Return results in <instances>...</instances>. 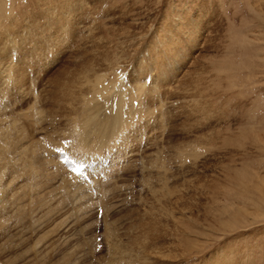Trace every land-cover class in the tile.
<instances>
[{"label": "rangeland", "instance_id": "1", "mask_svg": "<svg viewBox=\"0 0 264 264\" xmlns=\"http://www.w3.org/2000/svg\"><path fill=\"white\" fill-rule=\"evenodd\" d=\"M1 47L0 264H264V0H0Z\"/></svg>", "mask_w": 264, "mask_h": 264}, {"label": "bare ground", "instance_id": "2", "mask_svg": "<svg viewBox=\"0 0 264 264\" xmlns=\"http://www.w3.org/2000/svg\"><path fill=\"white\" fill-rule=\"evenodd\" d=\"M41 16L38 18V19H35V21L33 22V20H32V22H31V26H30V24H29V26H28V29L29 30H33L34 32H36L35 31V28H37V29H39L40 28V32L38 33V32H36V37H38V43H35L36 45H39V47L38 48H36V49H34L35 50V53H37L38 51H40V49H41V45H40V42H39V39H40V37L42 36V34H43V29H41V26H40V24L42 23L41 22V20H42V14H40ZM30 17V16H29ZM38 17V16H37ZM28 20V19H27ZM38 22H39V24H38ZM36 23V24H35ZM12 23H10V25H11ZM9 25V26H10ZM167 32H169V30L167 31ZM9 33V32H8ZM7 32H6V36L8 37V36H13V33H9L8 34ZM41 33V35L39 36V34ZM4 34V33H3ZM38 35V36H37ZM171 35H172V33H171ZM14 38H15V36H13ZM173 37V38H172ZM5 39H6V37H5ZM177 40H179V38H175L174 36H170V38H169V41H168V43H165V44H167L166 46H167V48H165V49H163V51H164V56H165V58H167V57H170V49H171V47L172 48H174L176 45V41ZM13 42V41H12ZM158 42L159 43H161V41H159L158 40ZM3 47H1L0 49L3 51V52H0L1 53V55H0V65L4 62V63H6V64H8L7 62H6V60H7V58L9 59V56H8V54H7V51H6V48H3ZM0 50V51H1ZM169 52V53H168ZM26 54H27V52H26ZM38 54V53H37ZM147 55V54H146ZM166 55H167V57H166ZM28 56V55H27ZM37 57H38V55H37ZM94 57V56H93ZM98 62V61H97ZM91 63V62H90ZM94 63V62H93ZM21 65V64H20ZM96 65V64H95ZM8 67H3V69H1V70H3V74L2 75H6L7 77L8 76H10V74L13 72L15 75H16V77L17 78H15L14 79V81L17 83V84H20L22 81H23V78H22V76H20L19 74L17 75L16 73H18V69H16V68H14V66H11V64L10 65H7ZM97 66V65H96ZM96 66H87V67H85V69H83V71L82 72H84V73H81V75L83 76V80L85 81V82H87V84H89V86H91L93 89L94 88H97L98 86H100V84L102 83V81L104 80V75H102V74H99L98 72H95L94 70H93V67H96ZM17 70V71H16ZM1 74V73H0ZM85 74V75H84ZM143 74H141V76H142ZM9 78V77H8ZM141 79L142 78H140L139 77V79H138V81L137 82H135L136 83V85L139 87V90H136V92H138V95L140 96V94H143L144 95V91H146V89L144 90V84L141 82ZM78 80V79H77ZM81 80V79H80ZM86 80H88V81H86ZM76 81V80H75ZM4 82V81H3ZM68 83V82H67ZM80 83L81 84H83V81H80ZM80 83H79V80H78V84H79V86H80ZM134 83V82H133ZM92 84H93V86H92ZM70 85V84H69ZM75 85V84H74ZM122 86H119V87H115V88H112V90H111V92L110 93H112V91H114V100H115V102H114V104H113V109H112V111H111V114L109 115V116H105L104 118H101L100 116H98L97 114L95 115L94 114V116H93V118H91L90 116V118L92 119V121H91V123L94 125V126H97L96 128L98 129V131H95L94 129H92V130H94V131H92L90 134H93V135H95L96 136V138H97V140L96 141H94V142H92L91 143V150L93 149V150H99V148H101V147H105V146H107V144H112L113 142H115L116 140H118L119 139V137H122V141H123V144L122 145H124V144H126V142H124L125 140H126V138H124V135H123V131L125 130V127L124 126H126V127H128L127 125H129L132 121H133V118L130 120V119H126V120H123V117H122V115H123V111H122V108H121V110L119 109V107H120V104H121V93L120 92H118V93H116L117 92V90L118 91H120V90H122V87H125V85H124V83H122L121 84ZM131 85V84H130ZM18 86V85H17ZM67 86V85H66ZM68 87H70V86H68ZM72 87H73V84H72ZM77 87V86H76ZM135 86H133V88H134ZM137 87V88H138ZM99 88V87H98ZM137 88H135V89H137ZM61 89V88H60ZM60 89H59V91H60ZM72 89V88H71ZM107 89V88H106ZM62 90H63V88H62ZM73 90V89H72ZM71 90V91H72ZM104 90V89H103ZM130 90V89H129ZM133 90V89H132ZM148 90V89H147ZM98 91V90H97ZM141 92V93H140ZM151 92V91H150ZM69 93V92H68ZM71 93V92H70ZM140 93V94H139ZM146 93V92H145ZM100 94V93H99ZM151 94V93H150ZM156 94H157V92H156ZM111 95V94H110ZM123 95V94H122ZM148 95V94H147ZM155 95V94H154ZM71 96H72V94H71ZM73 98V97H72ZM150 99V98H149ZM148 99V100H149ZM140 100V99H139ZM73 102V101H72ZM147 103H151L150 101L149 102H147ZM139 105V104H138ZM147 105V104H146ZM139 112V111H141L142 112V110L140 109V108H138V109H135V112ZM41 112V111H40ZM101 112V111H100ZM144 112V111H143ZM37 113V112H36ZM42 114V113H41ZM142 114V113H141ZM36 116L38 115V113L37 114H35ZM33 116V115H32ZM34 117V116H33ZM99 117V118H98ZM29 118H31V117H29ZM23 119V118H22ZM33 119V118H32ZM31 119V120H32ZM36 119V118H35ZM38 119V118H37ZM25 120V119H24ZM149 121V120H148ZM16 122V120H14L13 122H12V125L14 124ZM39 123V122H38ZM88 123V122H87ZM11 125V126H12ZM84 127H86V126H84ZM4 128V127H3ZM10 129V127H8V130ZM134 129V128H133ZM133 129H130L131 130V132L130 131H128L129 133L128 134H131L132 135V131H133ZM24 130V129H23ZM86 130H87V127H86ZM11 131H12V128H11ZM18 133H19V131H17ZM86 132V131H85ZM123 132V133H122ZM126 132V131H125ZM12 133V132H11ZM87 134V133H86ZM89 134V133H88ZM10 135V131H5V133L4 134H2V135H0V142H3V140H5V142L6 141H10V139L8 138V136ZM19 134H17L16 136H18ZM119 135H121V136H119ZM134 135V134H133ZM13 137V136H12ZM23 132H21L20 133V135H19V138L22 140L23 139ZM12 141V140H11ZM5 142H3L4 143V146H3V150H4V152L5 151H7V149H9V145L7 144L6 145V143ZM17 142V141H16ZM13 143V142H12ZM89 145H87V147H88ZM2 147V146H1ZM93 147V148H92ZM122 147V146H121ZM96 148V149H95ZM123 148H124V146H123ZM22 149V148H21ZM23 150V149H22ZM27 151H29L27 148H25L24 149V153H26ZM32 151H34V150H32ZM3 155V154H2ZM1 155V156H2ZM31 163V162H30ZM36 164V163H35ZM28 165H29V163H28ZM30 167H31V165H29ZM159 166V165H158ZM164 168V167H163ZM149 170V169H148ZM149 172V171H148ZM3 192V191H2Z\"/></svg>", "mask_w": 264, "mask_h": 264}, {"label": "snow or ice", "instance_id": "3", "mask_svg": "<svg viewBox=\"0 0 264 264\" xmlns=\"http://www.w3.org/2000/svg\"><path fill=\"white\" fill-rule=\"evenodd\" d=\"M57 151H60L59 149H57Z\"/></svg>", "mask_w": 264, "mask_h": 264}]
</instances>
